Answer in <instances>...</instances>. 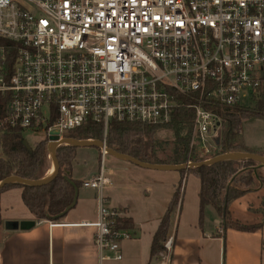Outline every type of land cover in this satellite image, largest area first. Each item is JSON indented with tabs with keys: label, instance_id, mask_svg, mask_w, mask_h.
<instances>
[{
	"label": "built area",
	"instance_id": "built-area-1",
	"mask_svg": "<svg viewBox=\"0 0 264 264\" xmlns=\"http://www.w3.org/2000/svg\"><path fill=\"white\" fill-rule=\"evenodd\" d=\"M0 38L13 43L0 45V129L41 132L50 147L54 130L60 141L104 127L99 172L83 182L98 190V220L84 225L100 264L121 260V240L135 235L113 230L122 215L103 192L110 123L165 125L186 109L194 164L221 146L226 114L264 94V0H0ZM49 159L54 169L50 148ZM173 241L150 264H175Z\"/></svg>",
	"mask_w": 264,
	"mask_h": 264
},
{
	"label": "crops",
	"instance_id": "crops-1",
	"mask_svg": "<svg viewBox=\"0 0 264 264\" xmlns=\"http://www.w3.org/2000/svg\"><path fill=\"white\" fill-rule=\"evenodd\" d=\"M260 153L264 154V152ZM116 159L119 162H113L109 167L104 164L110 178V182L103 190L107 205L110 209L118 210L122 217L133 219L135 225L131 230L137 237L139 233L146 235V232L149 231L148 242L151 247L153 235L182 180L181 171L146 168L117 157ZM99 169L84 176H78L73 169L72 175L73 178L84 182L97 175ZM262 169L264 171V168ZM188 174L189 171L186 172L182 185L185 179L188 183ZM196 177L198 176L196 175ZM193 186V194L187 206L189 209L188 220L183 223L180 220L176 221L178 213H183L187 185L181 206L175 209L171 220L170 234L174 235L172 249L174 263L264 264L263 220L245 222L262 223L260 229L252 232L233 228H228L225 231L221 226V220L220 225H216L217 236H214L208 223L204 220L202 223L200 222L199 192L201 183L198 185L197 182ZM97 197V189L81 186L76 206L59 220H38L27 207V212L12 213L9 211L10 207L6 206V211L2 214L0 204V218L3 222L0 227L4 230L0 233L2 236L0 239V264H97L99 252L95 243L96 230L92 226L84 225V223L98 220ZM245 198H248L246 203L243 201ZM263 201L264 186L262 182L258 181L257 188L234 199L229 208L235 219L240 220L237 214L241 213L252 218L255 217V219L261 218L263 213L253 212L251 207L256 209ZM211 209L215 210L211 205L206 207L208 213L212 211ZM8 220H34L36 223L29 229L8 230L5 228V222ZM121 252L125 253L122 259L118 260L122 263L125 259L126 263L130 264H150L155 261V258L151 259L149 256L150 250L146 251V260L143 259V256L141 257V254H138L140 256L136 260L133 258L130 260L131 255L134 258L138 256L127 252L124 246H121Z\"/></svg>",
	"mask_w": 264,
	"mask_h": 264
},
{
	"label": "trees",
	"instance_id": "trees-1",
	"mask_svg": "<svg viewBox=\"0 0 264 264\" xmlns=\"http://www.w3.org/2000/svg\"><path fill=\"white\" fill-rule=\"evenodd\" d=\"M13 43L0 38V45H12ZM17 52L9 49L7 52V65L10 67L16 59ZM186 109L180 110L173 121L165 125H150L141 122L112 121L109 126L107 145L114 150L133 156L141 161L152 164H184L189 160V150L192 131V115ZM264 118V94L252 109H236L226 114L227 121L224 124V136L221 146L210 157L218 156L227 151H251L248 149L241 135L240 127L244 118ZM54 120L48 125H52ZM162 128L171 129L174 132L175 147L172 159L166 161L157 156L156 133ZM26 132L20 128L0 129V181L17 175L31 180L45 177L49 165V147L46 136L24 144ZM33 132V131H32ZM37 135L41 132H34ZM104 127L102 124L88 122L80 128L69 131L68 136L82 140H102ZM77 146L63 145L58 148L60 170L57 176L47 184L32 186L22 183L8 184L0 190V193L8 188L20 187L22 200L31 214L38 220H49L61 214L72 202L75 196V185L80 188L83 181L73 178L72 170L76 159ZM101 151V149H100ZM193 160L198 162L208 157H201L198 153L193 154ZM101 162V153H100ZM241 163L244 166H256L253 160H225L209 166H200L190 170H180L182 180L187 171H193L200 179V222L205 217L208 205L215 208L221 218V226L226 231L228 228L240 231H256L262 227V223H245L232 216L229 208L230 203L249 192L254 181L264 183V171L262 168L260 176L253 175V167L246 170L244 174H235L239 171ZM68 172L70 174H68ZM234 177V179H233ZM232 183L229 184V181ZM180 185L169 203V206L160 220L155 231L151 247V259H158L165 250L164 243L170 235L171 220L173 212L181 206ZM73 182V183H72ZM75 183V185H74ZM264 213V212H263ZM62 218V217H61ZM60 219V218H59ZM57 219V220H59ZM0 223H3L0 218ZM132 218L117 217L113 230L134 228Z\"/></svg>",
	"mask_w": 264,
	"mask_h": 264
},
{
	"label": "rangeland",
	"instance_id": "rangeland-1",
	"mask_svg": "<svg viewBox=\"0 0 264 264\" xmlns=\"http://www.w3.org/2000/svg\"><path fill=\"white\" fill-rule=\"evenodd\" d=\"M240 131H241V135L243 138V142L248 149L252 151H259L257 153L264 152V118L255 117V116L250 117V118H244L242 120ZM25 135H26L27 141L30 143H33L35 140L40 139L41 137L45 136L43 133H40L37 135L36 133L32 131H27ZM174 139H175L174 132L171 129L162 128L160 131H158V133H156V150H157L156 152L159 158L164 159L166 161H169L172 159L173 150L175 147ZM100 153L101 151L98 147L77 146L76 159L73 164V169L78 174V176H81V175L84 176L90 173L91 171L99 169L101 165ZM206 157L211 158L209 156H206ZM105 161H106L105 163L106 167H109L113 162H119L116 159V157L110 153L107 154ZM244 165H245L244 163H241V165L239 166L241 168L235 174L234 176L235 178L238 175L244 174L246 170H251L252 167H254V166L251 167V166H244ZM256 166H258V163H256ZM52 167H53L52 161L49 160L48 170L46 172L45 177L51 173L50 171ZM259 174H260V171L253 169V175L255 177L256 176L259 177L260 176ZM188 176H189L188 183L186 179L183 182L181 198H180V202L182 203V199L184 196L183 193L187 185L183 213L182 214L178 213L176 217V221L178 222L180 220L181 223L185 222L189 218V209L187 206L193 194V187H194L193 185L197 184V182H198V185L200 183L199 178L196 177L193 171L189 172ZM257 182L254 181V184L252 185V188L250 191H253L254 188H257ZM231 183H232V179L229 181V184ZM262 185L264 186V183H262ZM20 191H21L20 188L12 187L0 193V204L2 206V209H1L2 214L6 211L5 210L6 206L10 207L9 211L12 213L27 212V208L22 201ZM243 201L244 203H246L248 201V198L243 199ZM207 210H205L204 222L208 223L209 229L213 231L214 236H217L216 235V225H220L221 218L219 217V215L216 213L214 209H211L212 211L210 213H208ZM251 210H253V212L263 213L264 212V201L256 209H253L251 207ZM237 216L243 222H258L262 220H263L262 222H264V213L261 218H256V219L255 217L252 218L251 216H246V214L244 213H241L240 215L237 214ZM0 225H3V224L0 223ZM1 232H4V230L0 227V233ZM1 237L2 236L0 235V239ZM149 237H150L149 231L146 232V235H141L139 233L138 237L134 235V237L131 239L121 240L120 245L124 246L127 252H132L134 254H137L138 257H135V258L131 255L130 260H133V259L136 260V258H139L140 255L138 254H141V257L143 256V259L146 260V255H145L146 251L148 252L150 250V244L148 242ZM124 254L122 253V256ZM96 263L100 264L99 255L97 257ZM102 264H130V263H126V259L124 263H122L118 260H115L114 258H111V259L104 260Z\"/></svg>",
	"mask_w": 264,
	"mask_h": 264
},
{
	"label": "water",
	"instance_id": "water-1",
	"mask_svg": "<svg viewBox=\"0 0 264 264\" xmlns=\"http://www.w3.org/2000/svg\"><path fill=\"white\" fill-rule=\"evenodd\" d=\"M50 139L53 141L52 144L50 145V151L54 157V169L53 171L47 175L46 177L38 180H31L27 179L21 176L17 175H12L9 176L3 180L0 181V190L5 187L8 184L12 183H22V184H28L32 186H40L47 184L51 180H53L57 174L59 173L60 170V161L58 157V148L60 147L59 144H66V145H72V146H89V147H98L99 149H102L104 147L103 142L101 140H96V139H78V138H73V137H66L63 140H59V133L57 130H54L51 132ZM216 143L218 145L221 144L220 136L218 135L216 138ZM24 144L27 147L29 146V142L27 140H24ZM107 152L114 155L115 157L124 160V161H129L134 164H137L142 167L146 168H153V169H160V170H190L193 168H197L200 166H209L216 164L221 161L225 160H253L258 163V166L253 167L254 170H258L259 168H264V154L257 153V152H251V151H227L225 153H222L218 156H214L202 161L194 162V164H152V163H147L144 161H141L133 156L127 155L120 153L116 150H114L111 147H107ZM68 174H70L68 172ZM234 179V177H233ZM232 179V180H233ZM73 183V182H72ZM75 185V183H74ZM75 196L73 199V202L59 215L52 217L51 220H57L63 216H65L71 209H73L78 200V195H79V188L75 185ZM36 221L31 220H23V221H17V220H8L5 222V228L8 230H16V229H29L35 225Z\"/></svg>",
	"mask_w": 264,
	"mask_h": 264
},
{
	"label": "bare ground",
	"instance_id": "bare-ground-1",
	"mask_svg": "<svg viewBox=\"0 0 264 264\" xmlns=\"http://www.w3.org/2000/svg\"><path fill=\"white\" fill-rule=\"evenodd\" d=\"M53 171V169H51V171L50 172H52Z\"/></svg>",
	"mask_w": 264,
	"mask_h": 264
}]
</instances>
